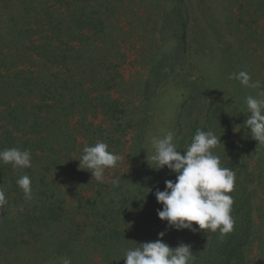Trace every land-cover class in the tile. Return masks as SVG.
Wrapping results in <instances>:
<instances>
[{
  "label": "rangeland",
  "instance_id": "374dc122",
  "mask_svg": "<svg viewBox=\"0 0 264 264\" xmlns=\"http://www.w3.org/2000/svg\"><path fill=\"white\" fill-rule=\"evenodd\" d=\"M4 1L0 0V37L4 38L0 41V151L13 148L6 142L9 138L27 144L31 167L22 169V174L29 170L32 198L25 199L17 182L13 183L17 176L11 180L19 169L16 172L11 164L0 163L4 166L0 167V188L8 201L0 209V264H51L41 260L37 250L53 232L57 238L46 242V253L63 245L75 252L71 258L76 264H108L105 249L121 255L144 243L139 235L145 237V208L139 196L137 205L123 216L124 222L118 221L122 215L116 226L107 220L116 211L122 214L123 191L132 197L143 177L161 185L172 179L166 166L154 169L152 138L173 132V142L183 154L195 128L219 137L213 153L221 167L235 172V182L240 175L244 197L235 183L229 194L234 200L231 215L234 225L248 228L244 237L237 235L242 239V257L232 264H264V176L259 175L264 163L248 155L246 142L251 144L253 139L245 126L250 116L246 97L264 99L260 95L264 92V0H6L3 5ZM204 10L210 17L197 20ZM73 14L80 20L73 21ZM89 15L94 22L107 24L106 36L100 33L98 39L85 28L78 32L76 26ZM78 33L86 38H75ZM106 41L119 45L120 53L110 59L115 75L103 70L102 78L109 82L99 90H93L98 86L92 83L80 85L87 111L77 107L73 113L58 115L62 123L55 127L65 129L59 138L51 127L35 126L37 120L47 122L45 116L55 117L53 110L47 114L45 107L40 111L34 107L55 101L39 98L44 96L46 82L59 92L70 73L76 82L81 81L92 70L89 65H99L98 57L94 65L85 59V47L92 45L91 56L96 55ZM78 53L86 60L81 66L73 60ZM232 56L235 65L224 71L219 59ZM12 57L15 66L8 67ZM240 71L261 86L245 87L229 79ZM20 72L32 73L34 82L17 91L14 80L23 76ZM157 95L159 99L154 100ZM97 142H105L110 152L121 156L116 167L106 169L103 183L79 168L83 149ZM115 231L120 237L105 246L100 239ZM175 232L179 244L185 240L198 251L192 264H207L200 248L203 243L212 244L216 236L217 241L221 238L218 231Z\"/></svg>",
  "mask_w": 264,
  "mask_h": 264
},
{
  "label": "clouds",
  "instance_id": "9594fccd",
  "mask_svg": "<svg viewBox=\"0 0 264 264\" xmlns=\"http://www.w3.org/2000/svg\"><path fill=\"white\" fill-rule=\"evenodd\" d=\"M229 79L239 80L245 87L259 88L260 81H252L251 76L240 71L230 75ZM264 96V92L260 93ZM246 105L250 116L245 126L250 129L251 137L264 146V99L253 96L246 97ZM174 133L169 131L162 138L153 137L151 145L154 154L151 160L156 164L154 169L167 167L176 174L175 181L166 180L165 189H157L155 198L163 205L157 210L161 221H166V228L175 230L187 229L192 232L204 230L219 232L221 238L234 229V218L231 215L235 172L221 167L220 158L213 149L220 144L219 137L213 132L197 130L191 144L181 154L173 142ZM105 142H97L94 146L83 149L79 160V168L91 172L97 182H104L106 169L116 167L121 156L108 150ZM0 163L11 164L14 169L31 167V154L28 150L9 148L0 151ZM114 185L117 183L113 182ZM27 200L32 198L31 179L23 175L17 180ZM8 203L5 192L0 188V209ZM197 225L198 228L193 225ZM166 233H158L154 242H144L126 251L125 264H192L195 259L191 245L180 243L171 248L162 240ZM62 264H71L69 258H63Z\"/></svg>",
  "mask_w": 264,
  "mask_h": 264
},
{
  "label": "trees",
  "instance_id": "16d2710c",
  "mask_svg": "<svg viewBox=\"0 0 264 264\" xmlns=\"http://www.w3.org/2000/svg\"><path fill=\"white\" fill-rule=\"evenodd\" d=\"M6 0L4 1V4H6ZM27 12V9L25 10ZM92 12V11H91ZM93 14V12H92ZM78 15V14H77ZM76 14L72 15L73 21L75 18H78V20H80L79 16H77ZM15 16V15H14ZM210 17V12L209 11H202L201 14V18L202 19H198L197 20H201L203 21L204 19H208ZM83 25V26H81ZM107 24H105L102 20H98L97 22L93 21V16L89 15L86 16L84 18V21L81 24H78L76 27L78 28V32L82 31L83 28L85 29H89V30H93L92 33L96 34V37L99 39V34L103 33L102 35L106 36V34L109 32L110 29L106 28ZM68 29H71V27H68ZM81 29V30H79ZM18 34V31L15 32ZM73 34H75V32H72ZM76 37H79L82 39H84V37L86 38V36L81 35V33H78ZM107 39V38H106ZM4 38L0 37V41H3ZM103 45L106 46L104 49L100 50L96 55L92 54L91 56V52L92 50L89 49V47H92V45H88L85 47L84 49V57L85 59H90V61H92L91 63L93 64V60L95 57L97 58V61L99 62V65H94L95 68H93L91 65H89V68H91L92 70L89 73H85L82 77H81V81H75L74 76L72 73H70V76H67L63 81H62V85L65 88H62L63 91H57L55 90V86L50 85L46 82V86L43 88V95H41L39 98L44 99L45 101H48V99L50 100H55L54 102L47 104L46 106H34L35 109L39 110L42 107H45L46 113L48 114V112L50 110H53L54 112V118L52 119L51 117H47L45 116V119H47V122L45 121V123H42L40 121H36L35 122V126L38 125V127H41L42 129H45L46 127H51L53 129V133H54V137L58 138L61 136V133L64 132V128L63 127H55V125H61L62 122H60V118L58 115L62 114V115H67L68 113H73L77 107L82 108L81 112H86L87 111V107H85V103L84 99L87 100V97H85L83 95V93H81L79 91L80 89V85L84 84V83H92L94 86H98V88H94L93 90H99V88L101 89L102 86H107V83L109 82L108 80H106L105 78H102V72L104 70L105 74L110 73L113 74V76L115 75V69L114 66L111 65L110 59H116V55H118L119 52V45L117 44H112V43H106L103 42ZM47 49V48H46ZM47 51H49V54L52 55L53 51L50 49H47ZM78 55H80L79 57L75 58L76 56H74V62H77L79 65L81 62H86V60L84 59V57L78 53ZM18 57V56H17ZM93 57V58H92ZM65 57L62 56V61H65L64 59ZM236 57L232 56V58H224V59H219L220 67L223 68L224 71H226V69H229L230 67L233 66L234 64V59ZM19 59L23 62L24 59V55H20ZM15 58L12 57L10 63H8V67L11 66H15L14 63ZM227 60L229 61L227 63ZM225 63H227V65H225ZM235 65V64H234ZM81 66V65H80ZM96 68H99L101 70L95 71ZM24 72V71H23ZM20 72L21 75H23L21 78H18V80L16 81V79L14 80V85L17 87V91H20V89H24V88H30L32 82H34L33 77H32V73H23ZM110 78V77H109ZM7 82L8 84L11 83L12 79L8 78ZM10 85V84H9ZM72 85V86H71ZM53 87V90H51ZM92 90V91H93ZM51 91H53L55 94L50 95L49 93H51ZM90 91V92H92ZM65 92V93H62ZM84 96V97H83ZM68 99V100H66ZM159 99V95H157L154 100H158ZM65 101V102H64ZM114 103V102H113ZM89 104H91L89 102ZM112 105V104H111ZM150 110V109H149ZM61 116V115H60ZM50 120H49V119ZM26 120V117H24V122ZM46 126V127H45ZM197 130H199V128H195L190 135L194 137V135L196 134ZM35 134L39 131H34ZM250 135V134H249ZM251 136V135H250ZM252 140V138L250 139V141ZM13 148H20V149H25L27 150V144H17L15 139L13 138H9L7 139V141ZM7 144V146L9 145ZM246 148L248 150L247 153L249 156L251 157H257L258 160H260V162L264 163V146H258V142L255 141L253 139V142L250 144L248 142H246ZM226 159H230V156H224ZM233 159L235 158L234 156L232 157ZM239 158V157H238ZM238 158L235 160L236 163H238ZM240 159V158H239ZM240 164V163H239ZM1 168L4 169V166L0 165ZM16 168V172L18 171ZM9 170V169H7ZM12 170V169H11ZM24 173H26V175L30 176L29 170H25ZM13 178H11V180H13L15 178V176H17V179H19L21 176H23L24 174H22V169H19L18 174L13 173ZM86 174V172H85ZM259 175L264 176V171L262 170V168L259 170ZM12 177V176H11ZM240 175L238 173V179L236 180L235 183H237V188H240V195L241 198L243 196L242 192H241V179L239 178ZM172 181H175L176 179V174L172 172V177H171ZM259 179V177H258ZM16 180H13V183L16 184ZM259 183L262 184V180L259 179ZM16 186V185H15ZM157 189H159L160 191H163L165 189V185H161V184H156V183H152V181L148 178H144L143 177V181L140 185L137 186V188L133 189L134 193L132 195V197H129L127 193H125L123 191V199H122V204L119 208L120 211L123 210L122 214L119 211H116L115 214L112 216L111 219L107 220L108 223L111 224V226L113 227V225L116 226V220L121 218L120 215H122V219H119L118 221L120 222H124L123 221V216L127 217L128 213L130 212V210L132 209V207H135L137 205V197L139 196V200H141V206L144 205L145 211L142 212V215L144 217V236H141V234L139 235V237H143V239H145V242H154L156 241L159 237H158V233L160 232H165L166 234L164 235V237H162V240L167 243L169 245V247L171 248H175L179 245V241L178 238L179 236H177L178 234H176L175 229H171V228H166V221H161L158 216H157V210H161L163 205L161 203H158L156 198H155V192L157 191ZM239 193V190H237ZM235 190V192H237ZM46 193H43V196ZM244 197V196H243ZM248 197V196H246ZM148 202V206L146 205L145 202ZM248 204V203H246ZM142 211V210H141ZM111 215V213H110ZM54 218H56V216H53ZM36 219V218H35ZM39 219V218H38ZM46 220V219H44ZM250 221V220H249ZM45 225H48L47 223L43 222ZM241 224V223H239ZM43 226V225H42ZM114 226V227H115ZM248 227L245 228V230ZM234 232L233 233H229L227 234V237H223V238H219L220 240L217 241L218 237L216 236L214 239L211 240L212 244L210 245H206L205 243L204 246H202V251L199 250V253H204L205 256L207 257L206 262L207 264H232L233 261H239L240 260V255L242 257L241 254V246L239 244V241L242 240L241 238H238L237 235H240L242 237H244L245 233H244V229L242 227V229L240 228V225L236 226L234 225ZM241 233V234H240ZM105 235V234H104ZM57 236V235H56ZM55 236V232L51 233L48 237V239L46 241H44V245L38 249V255L40 257L41 260H50L51 264H62V260L63 258H69L71 260V264L73 261V264H76L75 260H72L71 255L74 257L75 252L74 251H70V250H65V246L60 245L58 246V248L55 250H53L49 255L46 253L47 251H45V245L46 242L49 241V239H56L57 237ZM120 237V234L118 232H113L112 235L109 237H103V239H100V241L102 242H106V245H111L112 241L114 239L117 240V238ZM196 239H198L196 237ZM203 241H209V238H205L202 237ZM55 241V240H54ZM109 242V244H108ZM189 242V241H188ZM180 243H184V244H189L187 243V241L183 240L180 241ZM195 243V242H193ZM207 243V242H206ZM23 244V243H22ZM104 246V247H105ZM107 252L105 254V259L109 260L108 264H125V260H124V256H125V251L119 255L117 252H109L108 250L105 249ZM191 251L194 255V251L198 252L197 250H195V246L191 245ZM6 261L8 260L7 256L4 258ZM221 261V262H220Z\"/></svg>",
  "mask_w": 264,
  "mask_h": 264
}]
</instances>
